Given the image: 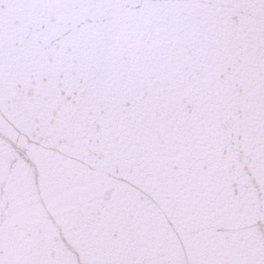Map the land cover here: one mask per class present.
<instances>
[{
	"label": "snow or ice",
	"instance_id": "1",
	"mask_svg": "<svg viewBox=\"0 0 264 264\" xmlns=\"http://www.w3.org/2000/svg\"><path fill=\"white\" fill-rule=\"evenodd\" d=\"M0 264H264V0H0Z\"/></svg>",
	"mask_w": 264,
	"mask_h": 264
}]
</instances>
